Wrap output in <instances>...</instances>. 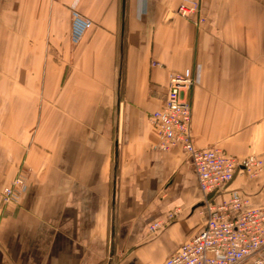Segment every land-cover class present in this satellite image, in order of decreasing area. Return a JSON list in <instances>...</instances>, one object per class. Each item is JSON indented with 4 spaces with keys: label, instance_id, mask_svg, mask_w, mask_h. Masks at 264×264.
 <instances>
[{
    "label": "crops",
    "instance_id": "0c3cea01",
    "mask_svg": "<svg viewBox=\"0 0 264 264\" xmlns=\"http://www.w3.org/2000/svg\"><path fill=\"white\" fill-rule=\"evenodd\" d=\"M183 1L0 0V191L30 169L0 195V264H162L201 231L194 166L149 121L173 73L199 78L197 147L264 161V0ZM74 11L93 21L76 44ZM235 195L264 204V169L212 199Z\"/></svg>",
    "mask_w": 264,
    "mask_h": 264
},
{
    "label": "built area",
    "instance_id": "2783aa9c",
    "mask_svg": "<svg viewBox=\"0 0 264 264\" xmlns=\"http://www.w3.org/2000/svg\"><path fill=\"white\" fill-rule=\"evenodd\" d=\"M197 0H184L178 7L183 17L194 16ZM201 19L198 18V22ZM93 21L73 12L71 38L78 43ZM192 76L171 74L164 103L153 111L150 121L160 132V148H180L192 162L199 187L205 194L208 219L200 232L182 242L162 264H264V204L251 205L247 198L235 195L228 200L214 201L210 194L231 181L238 170L257 176L264 162L256 156L237 158L218 147L199 148L194 143L192 110L189 92ZM25 189L22 177L4 188V201L10 202ZM160 222L150 226L157 231Z\"/></svg>",
    "mask_w": 264,
    "mask_h": 264
},
{
    "label": "rangeland",
    "instance_id": "374dc122",
    "mask_svg": "<svg viewBox=\"0 0 264 264\" xmlns=\"http://www.w3.org/2000/svg\"><path fill=\"white\" fill-rule=\"evenodd\" d=\"M199 6H200V4H199ZM199 10V9H198ZM188 18V17H187ZM199 19H201L200 17H199ZM201 21V20H200ZM200 21L198 22V19H197V22L198 23H200ZM89 30V29H88ZM87 32V31H86ZM184 75H187V74H184ZM189 76H192V75H189ZM192 78H194V80H195V84H194V86H192L191 87V89H190V92H189V100H190V104H191V110H192V118H193V109H192V101H191V98H190V93H191V91H192V89L197 85V84H199V78L197 77V76H192ZM167 92H168V89H167ZM167 96V95H166ZM165 101V100H164ZM151 115V114H150ZM150 115H149V121H150ZM151 122V121H150ZM152 124V123H151ZM153 126V125H152ZM154 128H156L155 126H153ZM157 129V128H156ZM158 130V129H157ZM159 131V130H158ZM192 131H193V128H192ZM160 133V132H159ZM194 136V135H193ZM160 140H161V138H160ZM195 143V142H194ZM159 144H160V141H159ZM159 144H158V146H159ZM159 148H160V146H159ZM206 148H208V147H206ZM161 149V148H160ZM171 149H175V148H171ZM170 149V150H171ZM163 150V149H162ZM223 150V149H222ZM165 151H168V150H165ZM183 151V150H182ZM224 151V150H223ZM225 152V151H224ZM184 153V152H183ZM185 154V153H184ZM231 155V154H230ZM234 156V155H233ZM251 156H256V155H250V156H247V157H251ZM237 157V156H236ZM256 157H258V156H256ZM238 158V157H237ZM260 158V157H259ZM264 162V161H263ZM28 170H30V169H28ZM27 170V168H23L22 167V169H19V171H18V173L12 178V180H10V182L8 183V184H6L2 189H1V191H0V195H1V199H2V201H3V203L5 204V205H9V204H12V203H15V202H17V200H20V198H21V196L24 194V192H26V190H27V188H28V171ZM19 177H22V179H23V181H24V186H25V189L23 190V191H21V192H19V193H17V195L10 201V202H5L4 201V195H3V191H4V188L5 187H7V186H10L13 182H14V180L15 179H17V178H19ZM233 180V179H232ZM231 180V181H232ZM231 181H229V182H231ZM228 182V183H229ZM227 184V183H226ZM225 184V185H226ZM221 189V188H220ZM218 190H216L215 192H217ZM215 192H213V193H211L210 194V196H209V198L211 199V200H213L212 199V196H213V194L215 193ZM241 196V195H240ZM241 197H243V196H241ZM245 198V197H244ZM153 231V230H152ZM152 231H150V233H153ZM113 261H114V259H113ZM110 264H112V263H110Z\"/></svg>",
    "mask_w": 264,
    "mask_h": 264
}]
</instances>
